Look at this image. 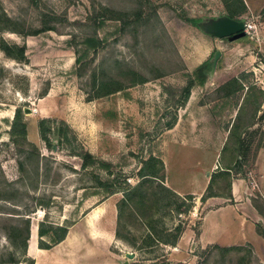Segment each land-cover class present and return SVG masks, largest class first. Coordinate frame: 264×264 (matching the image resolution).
Instances as JSON below:
<instances>
[{"label": "rangeland", "instance_id": "rangeland-1", "mask_svg": "<svg viewBox=\"0 0 264 264\" xmlns=\"http://www.w3.org/2000/svg\"><path fill=\"white\" fill-rule=\"evenodd\" d=\"M221 12L218 0H0V264H37L30 238L23 249L27 218L38 245L41 222L79 233L43 264H264V244L173 249L214 204L191 195L194 184L210 180L207 194L222 197L233 178L263 180L264 16L248 19L256 39L232 42L189 22ZM18 108L27 135L12 133ZM81 153L93 156L85 168ZM255 196L264 232V186ZM100 205L97 227L112 237L86 229Z\"/></svg>", "mask_w": 264, "mask_h": 264}, {"label": "crops", "instance_id": "crops-1", "mask_svg": "<svg viewBox=\"0 0 264 264\" xmlns=\"http://www.w3.org/2000/svg\"><path fill=\"white\" fill-rule=\"evenodd\" d=\"M221 5V15L230 14L237 19L248 20L250 16L255 18H261L264 16V0H218ZM231 17V16H230ZM212 37V36H210ZM222 57V56H221ZM255 165L257 171L260 174L261 184H257L256 179L253 178H233L229 188V192L224 196H212L207 199V203L213 204L207 207L208 209L202 215L199 230L195 233V230L191 225V229L184 230L182 236L178 240L176 246L173 248L176 251H185L197 245L201 248L207 245H220L223 247L243 246L245 244H254L255 246H263L264 238L258 233L257 223L259 220H263L262 215L259 212L258 207L255 204L256 189L264 186V149L259 152ZM211 182L203 183L202 189H197L194 184L188 189L191 195H201L207 192ZM190 187V186H189ZM206 202V201H204ZM103 216L99 219V221ZM88 219V216L86 220ZM86 229L93 232L100 233L101 236L112 237L110 231L99 228L89 227L86 224ZM70 232V231H69ZM68 232V234H69ZM34 233V232H32ZM31 233L29 240L28 253L33 259L37 261V264H43L40 254L52 251L51 249H43L38 245L37 232ZM96 239L100 237L93 236ZM68 238V235L67 237ZM62 241L63 243L66 242ZM72 243V246L77 242V239ZM61 242V243H62ZM194 242V243H193ZM193 243V244H192ZM63 245V244H62ZM70 246L64 247L67 251ZM63 249V248H62ZM61 250V249H60ZM60 250L56 251L59 252Z\"/></svg>", "mask_w": 264, "mask_h": 264}, {"label": "trees", "instance_id": "trees-1", "mask_svg": "<svg viewBox=\"0 0 264 264\" xmlns=\"http://www.w3.org/2000/svg\"><path fill=\"white\" fill-rule=\"evenodd\" d=\"M230 16L232 18H235L234 16H232L230 14ZM237 19V18H235ZM242 19V18H241ZM244 19V18H243ZM246 20V19H245ZM248 21V20H247ZM189 22L194 25L195 27H199V22H197L196 19H190ZM244 40V39H243ZM2 49L10 56L14 57V58H22L24 57L25 55V50L23 48H17V47H13L7 43H4V45L2 46ZM14 49H16L17 51H19V53L16 55L14 54ZM206 63H204L202 66H200L197 70H196V75L198 77V80H200L201 83L205 84L206 82V77L203 73V67L205 66ZM238 79H235L234 81L237 82ZM231 84V83H229ZM192 86H193V82H189L187 87H186V96H189L190 95V92H191V89H192ZM228 85H225V88H227ZM47 119H42L40 120V133L42 135V137L44 138V140L47 142V143H50V138L48 136V132H49V128L46 126V123H47ZM254 125V124H253ZM253 125H250L248 128H250L251 126ZM12 133L13 134H22V135H27V129H26V123L24 122V118H23V113H22V110H20L19 108L16 110L15 112V116H14V119H13V123H12ZM242 147V146H241ZM36 150V153H32L36 158H42L44 157L41 152L39 150H37V148L35 149ZM79 156H81V158L83 159V168H85L88 163L90 162V160H92L93 156L90 154V153H81V154H78ZM237 163V162H236ZM233 170V166H228V167H225V169L222 170V172H225V173H230L231 171ZM153 174L152 173H147V174H144L143 177H146V176H149L151 177ZM212 182V181H211ZM231 185V183H230ZM211 186V184H210ZM210 186L207 190V192L209 191L210 189ZM207 192L202 196V201H206L209 197H212V196H220V195H217L215 193L213 194H207ZM129 195V192L127 194V197ZM26 225H27V238L23 241V249H26L27 246H28V240L30 238V230H31V225H30V220L29 218H27L26 220ZM49 225H52V224H49ZM258 227H259V224H257V230H258ZM181 225L180 224H177L176 225V229L178 232L181 231ZM68 232H69V226H50L49 229H46L45 227V224L43 222L40 223V226H39V236H40V243H39V246L40 248H43V249H51L52 247H54L55 245H58L59 243H61L62 241L65 240V238L67 237L68 235ZM258 233L264 238V232H261L260 230H258ZM117 235L119 236V232L117 230ZM47 237V239L49 240V243L45 244V240H44V237ZM177 244V241L173 243V246H176ZM215 247H219V245H216ZM225 249L227 250H233V249H237V248H241V246H232V247H224ZM133 264H139L138 262H135Z\"/></svg>", "mask_w": 264, "mask_h": 264}, {"label": "water", "instance_id": "water-1", "mask_svg": "<svg viewBox=\"0 0 264 264\" xmlns=\"http://www.w3.org/2000/svg\"><path fill=\"white\" fill-rule=\"evenodd\" d=\"M245 19H235L228 15H218V16H209L204 17L199 22V29L205 34L210 35L216 39H228L229 41H237L239 39L245 38L247 36L245 32ZM222 56L221 50H216L212 58L207 62V70L210 78L213 77L218 61ZM210 173L208 172V176ZM31 235V233H30ZM126 256L129 259L135 258V253L127 252ZM124 264H129V261L126 260Z\"/></svg>", "mask_w": 264, "mask_h": 264}, {"label": "bare ground", "instance_id": "bare-ground-1", "mask_svg": "<svg viewBox=\"0 0 264 264\" xmlns=\"http://www.w3.org/2000/svg\"><path fill=\"white\" fill-rule=\"evenodd\" d=\"M106 209L104 205L97 206L93 208V210L88 215V219L86 220V224L89 227H97L99 219L106 214ZM79 236L77 229H73L69 232L68 238H66V242L63 243L60 249L71 246L75 239ZM65 241V240H64ZM59 249V250H60Z\"/></svg>", "mask_w": 264, "mask_h": 264}, {"label": "built area", "instance_id": "built-area-1", "mask_svg": "<svg viewBox=\"0 0 264 264\" xmlns=\"http://www.w3.org/2000/svg\"><path fill=\"white\" fill-rule=\"evenodd\" d=\"M257 28L258 26L254 21H246L245 32L251 39H256L258 37Z\"/></svg>", "mask_w": 264, "mask_h": 264}]
</instances>
